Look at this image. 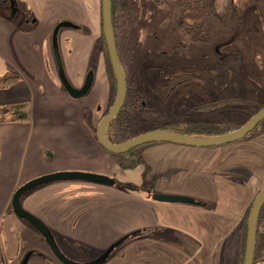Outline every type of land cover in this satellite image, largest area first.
<instances>
[{"label": "crops", "instance_id": "obj_1", "mask_svg": "<svg viewBox=\"0 0 264 264\" xmlns=\"http://www.w3.org/2000/svg\"><path fill=\"white\" fill-rule=\"evenodd\" d=\"M16 2L13 14L0 2V76L20 77L0 89V114H24L0 118V264H22L29 254L27 264H64L12 207L20 186L58 172L100 174L137 188L58 181L21 197L71 261L90 263L121 245L104 264H240L243 223L264 189V132L218 147L155 144L140 165L122 169L95 137V106L111 96L102 0ZM62 22L75 27L56 31ZM56 54L75 88L94 74L85 97L68 94ZM144 190L195 203L159 202ZM75 248L85 255L69 257ZM255 258L264 264V212Z\"/></svg>", "mask_w": 264, "mask_h": 264}, {"label": "rangeland", "instance_id": "obj_2", "mask_svg": "<svg viewBox=\"0 0 264 264\" xmlns=\"http://www.w3.org/2000/svg\"><path fill=\"white\" fill-rule=\"evenodd\" d=\"M125 2L124 17L127 21L124 27L118 28L122 58H130L129 72L132 65L133 68L138 66L140 77L146 76L151 84H148L151 90L155 87L156 92L159 91V88L166 83L167 73L173 68L197 64L210 67L208 75L206 74L209 79L202 81L205 95L199 96L193 91L179 97L178 89L181 85L178 84L174 89L164 92L161 90V95L153 97L150 102V104L153 103L152 109H149L150 105L145 101V108L147 106L149 108L142 116L149 121L147 124L140 122L141 124L136 125L134 136L147 133V129H150L153 123L165 126L185 124L190 120L196 121V119L220 130L235 129L244 125L255 115L256 110L264 106V89L256 87L241 77L246 73L258 72L256 62L257 60L261 62V59L264 58V0L252 2L239 17L226 22H216L209 19L212 24L210 49L206 50L199 46L188 51L177 49L175 45L176 36L179 34L175 22L185 14V11L171 8L165 0H125ZM4 11L10 13L7 9ZM161 13L170 14L172 26L169 30H165L156 17L157 14ZM224 25L228 26L229 29H225ZM155 34L161 40H156ZM225 40H233L235 43L231 52L222 56L221 63L214 65L220 61L215 50L221 49L220 47L225 43ZM146 70L147 72H145ZM131 71L135 73L134 69ZM239 71L241 72L237 74ZM130 76L131 72L128 78ZM196 81L197 79L188 80L183 84L196 83ZM112 98L111 94L109 103H99L95 106V114H99L97 127L110 108ZM207 99H226L225 102L228 107L216 112L215 110H212L211 113L204 112L205 115L203 114L204 116L201 117L196 116L195 114L198 113H196L195 106L199 104L200 100ZM229 100L243 102L246 107L242 110H235L230 107L232 104ZM7 116L20 120L24 114H12L11 116L0 114L2 120ZM84 253L83 248H75L67 255L76 259V256H84ZM229 264H233V260H230Z\"/></svg>", "mask_w": 264, "mask_h": 264}, {"label": "trees", "instance_id": "obj_3", "mask_svg": "<svg viewBox=\"0 0 264 264\" xmlns=\"http://www.w3.org/2000/svg\"><path fill=\"white\" fill-rule=\"evenodd\" d=\"M165 1L167 4L171 6V8L185 11V14L179 17L178 20L175 22L176 28L179 31L178 36H176L175 45L177 49L188 51L192 49L194 50L195 47L198 48L199 46H201L203 49L205 48L206 50L210 49L211 38H212V24L209 22V19L214 20L216 22L217 21L226 22L230 19L237 18L239 17L240 14L245 12V10L252 4V2H255L256 0H165ZM0 2L6 4V7L11 12V14H13L14 9L16 10L18 9L16 0H0ZM125 7H126L125 0H112V17H113L114 33L116 37V43H117L120 61L125 71V75L127 79V96H126L125 105L121 109L117 117L109 124L107 129L108 139L113 143H122L136 137L134 136L135 135L134 130L136 128V125H138L140 122H142L143 124L145 123L147 124V121H149L147 118L142 116V114L146 112L149 108L148 106L145 108L146 102L150 105L149 109H152L153 103L150 104V102L151 100H153V97L155 98L157 97V95H161V90L163 92L169 91L174 89L178 84H180L181 85L179 86L180 88L178 87L179 97L183 95L185 96L187 92H193V91L199 96L205 95L204 92L205 88H203L204 85L202 81L209 79V77H206V74L208 75L210 71L209 66L206 67L204 65H199V64L186 66V67L173 68L169 71V73H167V80L165 85L160 87L159 88L160 90L157 92L155 90V87L152 90L148 87V84L150 83L146 78V76L140 77V72L137 69L138 68L137 65L136 68H133L132 65V68L130 69L131 76L130 78H128V75H130L128 66L131 65V60L129 57H125V59L122 58V51L120 48V43L118 38L119 35L118 28L124 27L127 21L124 17ZM169 16L170 14L168 13H161L156 15L157 19H159L160 24L162 25V27H164L165 30H169L170 27L172 26L170 23L171 19ZM224 28L229 29V27L225 25ZM154 37L156 40H161V38L159 36H156V34L154 35ZM224 42L225 43L222 44L220 47L221 49L218 48L215 50V54L218 55L220 61H218V63H215L214 65H218L221 63L222 56L230 53L233 44L235 43V41L233 40H229V41L225 40ZM101 44L105 52L107 76L111 84V94L113 96L110 104L111 107L117 93V81L115 74L112 70V66L108 56L104 33L102 34L101 37ZM256 65L258 66V70H259L258 72H253L251 74L246 73L241 77L245 80L250 81L256 87L263 90L264 89V58L261 59V62H258L257 60ZM133 69L135 70V73L131 71ZM145 72H147V70ZM240 72L241 71H239L237 74H239ZM193 79H197L196 83L188 82L187 84H183L184 82ZM19 81H20V77L16 74H7L4 76H0V89H6L18 83ZM225 101L226 99L200 100L199 104L195 106L196 113H198L195 115L201 117L205 115L204 112L211 113L213 112L212 110H215L216 112L217 110H220L222 108H224L223 110H225L228 107ZM229 102L230 104H232V106L230 107L234 108L235 110H242L245 109L246 107V105L240 101L233 102L232 100H229ZM262 108H264V106L261 107L260 109ZM260 109L256 110L255 114ZM108 111L106 112V114L108 113ZM147 130H148L147 132L165 131V132H171V133H176L184 136H192V137H211V136L225 134L234 131L236 129L220 130L217 129L216 127H213L210 124L207 123L203 124L202 121H200V119H196V121L190 120V122H187L185 124H175V125H165V126H161L160 124L157 125L153 123L152 127H150V129ZM96 131L97 130H95V137H96ZM263 132H264V121L260 123L253 132L245 136L242 140L250 139ZM160 143L161 142L147 143L137 148H134L125 154H112L109 152L108 153L113 158L116 159L118 165L122 169L129 170V169H134L135 167H137L142 163L143 160L141 155L143 150H145L146 148L152 145L160 144ZM109 179H110V184H114L116 186H120L125 189H137L133 186H126V185L121 186L113 178H109ZM144 191L147 192L149 195H151V197L155 195L154 192H149L147 190ZM252 206L247 214L245 222L243 223L245 232H244L242 258L240 264L245 263L247 236H248V219L250 216ZM263 212H264V205L259 215V221ZM120 246H115L109 249L107 251L106 258L102 259L99 264L106 263L110 259V257L115 254L117 249L120 248ZM257 261L258 259L255 258V264Z\"/></svg>", "mask_w": 264, "mask_h": 264}, {"label": "water", "instance_id": "obj_4", "mask_svg": "<svg viewBox=\"0 0 264 264\" xmlns=\"http://www.w3.org/2000/svg\"><path fill=\"white\" fill-rule=\"evenodd\" d=\"M102 20H103V33L105 37L106 47L108 51V56L112 66V70L115 74L117 81V93L112 106L110 107L108 113L99 122L96 138L98 143L109 153L112 154H125L134 148L142 146L151 142H161L178 144L184 146L192 147H218L223 145L232 144L241 141L245 136L250 134L255 130V128L264 121V108L260 109L254 116H252L244 125L240 128L225 133L221 135L211 136V137H192L184 136L176 133L165 132V131H151L139 136H136L130 140L122 143H113L108 139L107 129L109 124L117 117L121 109L125 105L127 96V79L125 71L122 67L116 37L113 27V17H112V0H102ZM61 27L73 28L75 25L71 22H62L57 27L56 31ZM56 61L59 69V76L61 82L68 94L74 99H80L85 97L91 90L94 74L89 73L85 84L82 88L78 89L72 86L67 78L65 77L63 71V65L59 54H56ZM86 181L97 184H110V179L107 176L100 174H92L85 172H58L40 176L35 178L22 186H20L13 195L12 207L15 214L22 220L26 221L32 225L47 241L49 247L51 248L53 254L56 258L64 264H80L68 259L57 247L53 235L48 228V226L40 220L38 217L28 212L21 203V197L45 184L58 182V181ZM153 199L159 202L167 203H194V200L183 196H168L163 194H155ZM264 205V189L260 191L256 197L250 216L248 219V236H247V247H246V257L244 264H255V252L257 245V231L259 223V215ZM30 254L27 255L22 262V264H27ZM107 253L101 256L98 260H94L86 264H99L102 259H105Z\"/></svg>", "mask_w": 264, "mask_h": 264}, {"label": "flooded vegetation", "instance_id": "obj_5", "mask_svg": "<svg viewBox=\"0 0 264 264\" xmlns=\"http://www.w3.org/2000/svg\"><path fill=\"white\" fill-rule=\"evenodd\" d=\"M101 121V120H100ZM98 128V127H97ZM110 178V177H109Z\"/></svg>", "mask_w": 264, "mask_h": 264}]
</instances>
